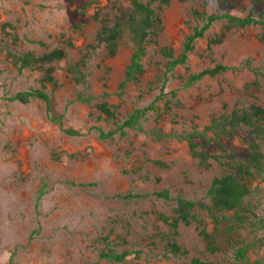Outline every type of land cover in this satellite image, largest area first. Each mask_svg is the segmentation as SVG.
<instances>
[{"label": "rangeland", "instance_id": "obj_1", "mask_svg": "<svg viewBox=\"0 0 264 264\" xmlns=\"http://www.w3.org/2000/svg\"><path fill=\"white\" fill-rule=\"evenodd\" d=\"M98 5L105 6L106 0H98ZM96 6H87L86 0H0V264H189L192 258L231 264L230 247L214 253L205 250L195 222L180 224L177 235H172L156 216L171 215L178 197L207 203L208 187L222 167L213 160L200 165L185 140L156 138L149 131L192 134L220 114L223 103L229 111L235 99L242 104L253 100L251 94L264 106V40L260 39L264 28L233 29L220 43L209 44V37L221 29L222 23L215 22L194 42L186 64L173 69L174 77L166 88L176 91L171 110L143 120L146 132L128 129L124 136L99 139L93 126L107 130L116 124L89 104L73 100L80 87L64 69L92 42L97 24L90 15ZM192 8L241 16L250 9L258 13L264 0H171L162 11L163 29L156 44L147 46L143 74L128 84L121 97L116 91L131 53L129 42L123 41L113 57H104L101 47L95 48L84 67L88 91L99 96L105 84L109 95L98 100L117 105L118 122L127 111L145 106L158 94V76L165 62L158 46L169 45L175 55L181 51L195 25ZM57 47L65 48L66 57L50 63L56 86L43 81L33 67L17 72L10 59L11 54L29 51L40 55ZM244 60L249 61V68L205 77L189 87L182 85L190 73L217 63L237 66ZM255 79L258 84L253 89L248 83ZM28 88L48 92L55 114H63L64 124L81 134L62 132L46 117L40 99L7 100L9 94ZM246 136L244 129H235L221 142L244 155ZM192 139L201 142L195 135ZM206 149L219 152L214 143ZM66 181L89 185L79 187ZM163 190L168 191L167 198L156 195ZM39 191L42 195L36 200ZM126 194L132 197H120ZM246 200L264 218V180L253 183ZM194 212L208 225L205 212L197 205ZM240 232L245 238L252 237L248 229ZM255 235L261 246L248 255L251 262L264 264V228ZM171 239L183 254L166 252ZM107 248L141 253L128 255L121 263L98 259L99 251Z\"/></svg>", "mask_w": 264, "mask_h": 264}, {"label": "trees", "instance_id": "obj_2", "mask_svg": "<svg viewBox=\"0 0 264 264\" xmlns=\"http://www.w3.org/2000/svg\"><path fill=\"white\" fill-rule=\"evenodd\" d=\"M171 0H106L105 6H99L98 0H86V5L97 4L91 19L97 24L92 42L85 46L82 55L75 61L66 63L64 69L70 75L74 84L80 90L74 94V99L95 108L99 115L108 121L114 122L116 126L104 130L99 126H93L99 139L113 138L115 135L124 136L128 129L139 132H146L142 121L150 114L156 118L171 110V103L176 98L175 90H167V83L173 78V69L176 66H184L187 62L188 53L193 50L194 42L202 38L206 31L215 22H221V29L209 37V44H218L226 36V33L244 28L249 25H258L264 28V8L254 14L250 9L245 15H234L229 12H208L198 8H192L191 15L195 25L185 36L181 51L175 55L169 45L158 46V53L165 58L163 69L158 76V94L148 104L141 107H134L127 111L123 119L117 120V105H111L106 100H98L109 95L105 90L95 95L88 91L89 86L86 79L84 67L89 55L97 47H101L104 57H113L118 52L123 41L129 42L131 53L126 64L123 76L117 86L116 95L121 97L125 88L130 83H135L143 74L144 56L147 46L156 44L157 36L163 29L162 11L169 6ZM224 1V0H220ZM264 40V35H260ZM66 57L64 47L53 48L35 55L32 52L11 54L10 59L17 72L25 67L35 68L41 75L43 81L56 86L57 81L53 76L54 67L51 62ZM242 67L249 68V61L244 60L237 66H230L217 63L212 67L203 68L198 72L190 73L183 82V87H189L193 83L205 78L213 77L228 70L236 71ZM180 77V76H179ZM182 78V77H180ZM258 81L248 83L253 89L257 88ZM253 100L242 104L240 99H235L229 111H225L227 104L223 103L224 110L212 117L209 124L200 131L185 134H162L158 129L150 130L156 138L178 137L187 142L189 153L198 160L200 165L207 166L210 160L215 161L222 167V171L215 176L207 190V203L194 202L190 199L178 197L171 215L157 214L156 216L167 224L172 235H177L180 224L188 225L195 222L198 234L204 242L205 250L210 253L219 251L222 247H230L231 264H262L261 260L250 261L249 252L261 246L260 239L255 235L258 229L264 228V218L259 217L252 209L246 198L251 194L253 183L257 180H264V106L257 102L255 95H250ZM37 98L45 103L46 117L58 124L59 129L67 135H80L77 129L68 127L63 122V114H55L51 106L50 94L43 88H28L9 94L6 98L9 101L22 100L23 98ZM157 102H160L158 104ZM235 129H244L247 136L245 154L240 155L225 147L221 139ZM195 135L201 140L196 143L192 139ZM210 143L217 144L218 153H210L206 146ZM199 147V148H197ZM153 163L164 166L158 160ZM69 185L84 187L89 184L83 182L66 181ZM42 191H39L36 200H39ZM157 196L167 198L168 191L163 190L156 193ZM119 196V195H118ZM121 198L132 197L129 194L121 195ZM37 205V201H36ZM195 205L205 212L208 225L194 212ZM230 212V214H228ZM248 229L251 238L242 236L240 230ZM166 252L171 254H183L185 251L171 239L166 244ZM140 250H122L117 252L107 248L100 250L98 259H105L113 263L125 261L128 255L139 256ZM166 254V253H165ZM83 264H98V261L86 262ZM189 264H219L209 260L192 258Z\"/></svg>", "mask_w": 264, "mask_h": 264}]
</instances>
